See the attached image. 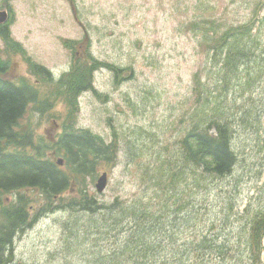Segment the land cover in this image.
I'll use <instances>...</instances> for the list:
<instances>
[{
    "label": "rangeland",
    "instance_id": "374dc122",
    "mask_svg": "<svg viewBox=\"0 0 264 264\" xmlns=\"http://www.w3.org/2000/svg\"><path fill=\"white\" fill-rule=\"evenodd\" d=\"M263 1L0 0V13L5 10L8 14V19L0 23V32L9 33V40L0 38V60L11 62L10 77L34 83L32 88L43 96L51 95L49 87L38 82V77L29 72V66L31 63L44 65L58 76L72 62L73 52L65 47L66 40H83L84 51L79 46L76 49L78 58L88 50L123 71L116 81L115 69L114 77L107 67L95 70V89L81 91L78 107L68 111L78 127L101 134L106 141L113 139L116 132V159L111 166H103L98 171V175L103 170L107 172L106 187L98 193L96 179V182L87 180L83 185L104 204L113 201L115 196L124 199L152 192H145L141 170L153 168L160 157L169 160L178 153V140L190 128L193 113L200 127H207L205 121L214 118L226 123L231 141L240 152L230 181L213 184L220 178L201 177L198 167L188 171L176 168V173H172L171 169L178 163H173L166 173L172 174L170 179L178 185L176 188L185 202L189 196V201L195 202L188 193L190 189L204 192L206 198L198 199L197 206L194 204L202 225L224 210L232 208L241 212L243 205L250 201L247 214H243L246 220L251 209L258 206V197L253 196H257L255 187L261 184L259 174H264L260 168L264 161V143L260 138L264 128V72L260 62L246 57L226 70V64L212 58L213 41H205L201 31L218 33L226 25L254 22L251 37L261 54L264 20L258 11L263 13ZM213 19L222 26H213ZM224 72L222 79L220 74ZM50 83L55 84L53 80ZM37 101L32 102L34 111L30 106L22 122L30 120L37 132L56 136L64 125L66 103L57 98L52 101V109L42 112ZM244 168L249 172L241 179ZM233 178L236 181L228 185L226 182ZM218 186H223L220 194ZM78 190L79 185L75 183L67 195L75 197ZM230 195L234 201L229 207ZM23 196L29 200L35 197L36 207L43 202L37 192L26 191ZM199 202L205 205L207 216L200 211ZM56 206L57 203L53 204L32 226L16 232L10 248L11 264L101 261L86 248L90 243L96 245L97 237H70L64 233L66 219L77 220L89 213L78 208L76 212L70 210L73 208L56 209ZM244 223L242 216L234 218V228ZM174 233L167 235L169 245L173 244ZM170 254L177 264H187L185 249L177 248L175 254L172 251ZM263 255L264 251L260 253ZM190 264L207 262L199 259Z\"/></svg>",
    "mask_w": 264,
    "mask_h": 264
},
{
    "label": "trees",
    "instance_id": "16d2710c",
    "mask_svg": "<svg viewBox=\"0 0 264 264\" xmlns=\"http://www.w3.org/2000/svg\"><path fill=\"white\" fill-rule=\"evenodd\" d=\"M258 15L264 20V11L261 14L259 10ZM212 21L213 26H222L215 19ZM249 22L226 25L218 33L201 31L205 41H213L212 58L226 64V70L246 57L260 62L264 72V46L260 54L251 37L254 22L250 25ZM0 36L9 40L7 32H0ZM83 44V40L65 41V47L73 52L72 62L69 71L57 79H53L41 64L33 63L38 82L49 87L50 96L41 95L32 85L11 79L8 73L10 61L0 60V203L3 204L0 209V264L12 260L10 248L16 232L32 226L56 203V209L73 208L70 210L76 212L78 208L89 213L77 220L66 219L63 229L70 237H97L96 245L90 243L86 247L101 260L94 264H177L170 254V251L175 254L177 248L185 249L187 264L199 259L207 264H264V255L260 256L264 251V174H259L261 184L255 187L257 196H253L258 197V206L251 209L246 220L243 214H247L250 201L243 205L241 212L232 208L224 210L204 226L197 219L199 210L196 208L197 200L206 198L204 192L190 189L188 193L195 202L189 201L190 196L185 202L181 191L176 188L178 185L170 179L172 174L170 171L166 173L173 163H178L171 169L172 173H176V168L188 171L198 167L201 177L220 178L213 184L230 181L239 162V153L231 141L229 125L216 118L205 121L207 127H200L193 113L190 128L178 140V153L169 160L160 157L153 168L141 170V179L146 183L145 192L151 193L124 199L118 197L104 204L83 186L87 180L90 182L97 177L101 167L114 163L118 141L116 132L113 139L106 141L101 134L78 127L68 111L78 107L81 91L90 87L95 89V70L107 67L114 77L115 69L116 81L123 75V71L114 68V63L101 60L88 50L78 58L77 46L84 51ZM220 77L223 79L225 72ZM51 80L55 84L50 83ZM57 98L66 103L67 111L63 116L64 125L60 126L56 136H47L41 130L37 132L30 120L22 122L32 102L38 100L44 112L52 109V101ZM260 138L264 143V128ZM260 168L264 173V161L263 168ZM247 172V168L242 169L240 178L243 179ZM235 181L233 178L226 183L230 185ZM75 183L79 185V194L69 197L67 192ZM218 187L220 194L223 186ZM26 191L41 194L45 206L39 204L36 207L35 197L29 200L23 196ZM12 192L15 196L10 197ZM232 201L234 196L230 195L229 207ZM198 207L207 216L205 205L199 202ZM237 216H242L245 222L238 229L234 228ZM81 220L80 224H75ZM170 232L175 233L171 237L173 244L169 245L167 235Z\"/></svg>",
    "mask_w": 264,
    "mask_h": 264
},
{
    "label": "water",
    "instance_id": "95a60500",
    "mask_svg": "<svg viewBox=\"0 0 264 264\" xmlns=\"http://www.w3.org/2000/svg\"><path fill=\"white\" fill-rule=\"evenodd\" d=\"M7 17H8L7 12L5 10L1 11V13H0V23L6 21ZM105 184H106V174L103 173L101 175V177L99 178V180H98V184H97L98 189L101 190L104 187Z\"/></svg>",
    "mask_w": 264,
    "mask_h": 264
},
{
    "label": "bare ground",
    "instance_id": "6f19581e",
    "mask_svg": "<svg viewBox=\"0 0 264 264\" xmlns=\"http://www.w3.org/2000/svg\"><path fill=\"white\" fill-rule=\"evenodd\" d=\"M252 42H253V40H252ZM69 68L70 67H68V68H66L62 73H64V72H68L69 71ZM29 72L32 74V75H35L34 74V71L31 69V68H29ZM119 78H121V76L119 77ZM57 79V78H56ZM19 83H27V84H29V85H34V83H30V82H28V81H23V80H19L18 81ZM90 89H94V88H92V87H90L89 89H87V90H90ZM79 96H80V94H79ZM59 100H60V98H59ZM74 110H76V108L75 109H73V110H70V111H74ZM67 111V110H66ZM66 127V126H65ZM67 128V127H66ZM82 128V127H81ZM64 129V128H63ZM87 129V128H86ZM78 130V129H77ZM114 133H115V131H114ZM44 137V136H43ZM38 141V140H37ZM31 150V149H30ZM238 150V149H237ZM29 152V151H28ZM238 153L240 154V152H239V150H238ZM165 163V162H164ZM167 164V163H166ZM169 167V166H168ZM108 176V175H107ZM167 180V179H166ZM25 184V183H24ZM29 185V184H28ZM26 189V188H25ZM33 189V188H32ZM20 190V189H19ZM23 191V190H22ZM6 194H7V192H6ZM10 194H12V193H10ZM4 195V194H3ZM15 196V195H14ZM11 197V196H10ZM9 197V198H10ZM15 200V199H14ZM13 200V201H14ZM40 200V199H39ZM34 202V201H33ZM39 202H41V201H39ZM38 204V203H37ZM28 208H30V207H28ZM33 209V208H32ZM33 214V213H32ZM108 216V215H107ZM230 256V255H229ZM229 258V257H228ZM226 259V258H225ZM230 260H232L231 258H230ZM229 263V262H228ZM232 264V263H231Z\"/></svg>",
    "mask_w": 264,
    "mask_h": 264
}]
</instances>
